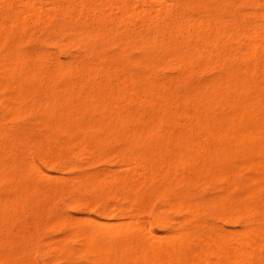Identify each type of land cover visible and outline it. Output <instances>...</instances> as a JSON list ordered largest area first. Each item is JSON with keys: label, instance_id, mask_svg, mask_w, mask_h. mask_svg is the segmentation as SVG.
<instances>
[{"label": "rangeland", "instance_id": "obj_1", "mask_svg": "<svg viewBox=\"0 0 264 264\" xmlns=\"http://www.w3.org/2000/svg\"><path fill=\"white\" fill-rule=\"evenodd\" d=\"M0 76V264H264V0H0Z\"/></svg>", "mask_w": 264, "mask_h": 264}, {"label": "bare ground", "instance_id": "obj_2", "mask_svg": "<svg viewBox=\"0 0 264 264\" xmlns=\"http://www.w3.org/2000/svg\"><path fill=\"white\" fill-rule=\"evenodd\" d=\"M228 24V23H227ZM176 28V27H175ZM212 28V27H211ZM94 30V29H93ZM184 30V29H183ZM5 32V31H4ZM175 33V32H174ZM256 34V33H255ZM96 35V34H95ZM3 36V35H2ZM179 37V36H178ZM261 37V36H260ZM52 41V40H51ZM8 42V41H7ZM256 44V43H255ZM209 45V44H208ZM88 46V45H87ZM179 46V45H178ZM177 46V47H178ZM194 46V45H193ZM176 47V46H175ZM192 49V48H191ZM190 52V51H189ZM196 52H198V51H196ZM205 52V51H204ZM182 53V52H181ZM199 54V53H198ZM180 55V54H179ZM187 55V54H186ZM197 55V54H196ZM211 55V54H210ZM178 56V55H177ZM181 56V55H180ZM220 56V55H219ZM182 58V57H181ZM195 58V57H194ZM210 58H212V57H210ZM183 59V58H182ZM199 59V58H198ZM146 60V59H145ZM180 61H182V60H180ZM10 62V61H9ZM174 62V61H173ZM229 68V67H228ZM228 70V69H227ZM232 71V70H231ZM259 71V70H258ZM225 73V72H224ZM261 74V73H260ZM1 78L3 77V76H0ZM257 77V76H256ZM222 78V77H221ZM5 80V79H4ZM222 80V79H221ZM7 82V81H6ZM5 83V82H4ZM222 84V83H221ZM11 85V84H10ZM229 85V84H228ZM159 86V85H158ZM238 86V85H237ZM236 86V87H237ZM31 87V86H30ZM204 87V86H203ZM219 87V86H218ZM252 87V86H251ZM229 88H231V87H229ZM220 89V88H219ZM28 90V89H27ZM230 90V89H229ZM251 90V89H250ZM234 91V90H233ZM150 92H151V90H150ZM213 92V91H212ZM218 92V91H217ZM21 94V93H20ZM216 94V93H215ZM232 94V93H231ZM181 96V95H180ZM249 96V95H248ZM15 98V97H14ZM226 98V97H225ZM5 99V98H4ZM10 99V98H9ZM119 99H120V97H119ZM239 99V98H238ZM15 100V99H14ZM18 100V99H17ZM16 101V100H15ZM170 102V101H169ZM188 102V101H187ZM225 102V101H224ZM163 103H164V101H163ZM155 104V103H154ZM158 104V103H157ZM166 104V103H165ZM168 104V103H167ZM208 105V104H207ZM227 105V104H226ZM168 107V106H167ZM236 107V106H235ZM171 108V107H170ZM19 110V109H18ZM28 110V109H27ZM10 111V110H9ZM8 111V112H9ZM175 111V110H174ZM244 111H245V109H244ZM11 112V111H10ZM8 114V113H7ZM236 116V115H235ZM200 117V116H199ZM233 117V116H232ZM259 117V116H258ZM148 120V119H147ZM69 121V120H68ZM187 125V124H186ZM232 125H233V123H232ZM77 126V125H76ZM83 126V125H82ZM185 128H186V126H185ZM80 129V128H79ZM97 129V128H96ZM113 129V128H112ZM135 129V128H134ZM253 129V128H252ZM67 130V129H66ZM82 130V129H81ZM94 130V129H93ZM159 130V129H158ZM187 130V129H186ZM259 130V129H258ZM63 131V130H62ZM98 131V130H97ZM117 131V130H116ZM239 132V131H238ZM246 132V131H245ZM83 133V132H82ZM98 133V132H97ZM236 133H237V131H236ZM240 133V132H239ZM243 132H241V134H242ZM250 133H252V132H250ZM39 134V133H38ZM234 134V133H233ZM221 135V134H220ZM155 137V136H154ZM229 137V136H228ZM182 138V137H181ZM232 138H233V136H232ZM239 138V137H238ZM243 138H245V136H243ZM252 138V137H251ZM196 139V138H195ZM202 139V138H201ZM231 139V138H230ZM234 139H236V138H234ZM207 140H209V139H207ZM223 140V139H222ZM121 141V140H120ZM195 141V140H194ZM199 141V140H198ZM202 141V140H201ZM205 141V140H204ZM210 141V140H209ZM236 141H238V140H236ZM244 141V140H243ZM78 142V141H77ZM137 142V141H136ZM164 142V141H163ZM186 142V141H185ZM197 142V141H196ZM195 142V143H196ZM80 143V142H79ZM195 143H194V145H195ZM207 143V142H206ZM237 143V142H236ZM74 144V143H73ZM81 144V143H80ZM158 144V143H157ZM203 144V143H202ZM238 144V143H237ZM248 144H249V142H248ZM75 145V144H74ZM229 145H231V144H229ZM233 145V144H232ZM79 146V145H78ZM149 146V145H148ZM193 146V145H192ZM196 147H198V145H195ZM207 146V145H206ZM243 146V145H242ZM245 146V145H244ZM89 147H91V146H89ZM200 147V146H199ZM209 147V146H208ZM189 148V147H188ZM211 148V147H210ZM233 148V147H232ZM246 148V147H245ZM156 149V148H155ZM252 149V148H251ZM251 149H250V151H251ZM196 150V149H195ZM204 150V149H203ZM203 150H201V151H203ZM161 151V150H160ZM165 151V150H164ZM170 151V150H169ZM168 151V152H169ZM191 151V150H190ZM158 152V151H157ZM156 152V153H157ZM188 151H186L185 150V153L186 154H188L187 153ZM215 152V151H214ZM245 152V151H244ZM161 153V152H160ZM170 153H172V152H170ZM218 153V152H217ZM253 153V152H252ZM201 154V153H200ZM156 155H158V154H156ZM185 155V154H184ZM253 155V154H252ZM183 156V155H182ZM186 156H189V155H186ZM193 156V155H192ZM200 156V155H199ZM214 156V155H213ZM212 156V157H213ZM225 156V155H224ZM175 157V156H174ZM191 158V157H190ZM142 159V158H141ZM164 159V158H163ZM176 159V158H175ZM185 160L187 159L186 157L184 158ZM209 159V158H208ZM143 160V159H142ZM219 160V159H218ZM158 161H159V159H158ZM173 161H175V160H173ZM248 161V160H247ZM257 161V160H256ZM141 162V161H140ZM187 162V161H186ZM188 162H189V158H188ZM258 162V161H257ZM178 163V162H177ZM228 163V162H227ZM247 163V162H246ZM261 163V162H260ZM142 164V163H141ZM171 164V163H170ZM173 164V163H172ZM186 164V163H185ZM252 164V163H251ZM168 165V168H171V169H173L172 167H169V164H167ZM175 165V164H174ZM187 165V164H186ZM239 165V164H238ZM244 165V164H243ZM248 164H246V166H247ZM162 166V165H161ZM171 166V165H170ZM177 166V165H176ZM214 166V165H213ZM253 166V165H252ZM257 166V165H256ZM263 166V165H262ZM157 167V166H156ZM180 167V166H179ZM179 167H178V169H179ZM195 168H196V166H194ZM245 167V166H244ZM200 168V167H199ZM214 168H215V166H214ZM246 168V167H245ZM155 169H157V168H155ZM162 169V168H161ZM177 169V168H176ZM203 169V168H202ZM201 169V170H202ZM257 169V168H256ZM261 169V168H260ZM170 170V169H169ZM259 170V169H258ZM207 171V170H206ZM202 172V171H201ZM228 172V171H227ZM156 173V172H155ZM179 173V172H178ZM260 173V172H259ZM207 174H209L208 172H207ZM201 175V174H200ZM258 176V175H257ZM195 177V176H194ZM158 179V178H157ZM178 180V179H177ZM117 181V180H116ZM183 181H184V179H183ZM207 181V180H206ZM105 184V183H104ZM119 184V183H118ZM126 184V183H125ZM227 184V183H226ZM112 187V186H111ZM96 188V187H95ZM106 188V187H105ZM103 191V190H102ZM11 200V199H10ZM169 200V199H168ZM169 204V203H168ZM173 204V203H172ZM194 205V204H193ZM169 206V205H168ZM188 206L190 207V205L188 204ZM176 207V206H175ZM195 208V207H194ZM246 209V208H245ZM189 209H186V211H188ZM192 210H194V209H192ZM248 210H251V209H248ZM189 212V211H188ZM190 212H191V210H190ZM193 213V212H192ZM194 214V213H193ZM195 214H196V212H195ZM115 215V214H114ZM253 215V214H252ZM156 216V215H155ZM160 217V216H159ZM157 219V218H156ZM163 219V218H162ZM161 219V221L160 222H162L163 220ZM135 220V219H134ZM165 221V220H164ZM135 222V221H134ZM158 222V221H157ZM159 223V222H158ZM262 223V222H261ZM5 224V223H4ZM129 224V223H128ZM135 224V223H134ZM160 224V223H159ZM162 225V224H161ZM74 226V225H73ZM128 226V225H127ZM126 225H125V227H127ZM130 229H132V226H131V228ZM135 229V228H134ZM141 229V228H140ZM260 229V228H259ZM128 230V229H127ZM258 231H261V230H258ZM149 232V231H148ZM89 232H87V234H88ZM113 233V232H112ZM149 233H151V232H149ZM117 234H118V232H117ZM241 234V233H240ZM262 234V233H261ZM111 235V234H110ZM253 235V234H252ZM263 235V234H262ZM112 236H113V234H112ZM173 236V235H172ZM90 237V236H89ZM257 237V236H256ZM259 237V236H258ZM257 237V238H258ZM264 237V236H263ZM82 238V237H81ZM84 238V237H83ZM87 237H85V239H86ZM224 238V237H223ZM226 239V238H225ZM230 239V238H229ZM241 239V238H240ZM253 239H255V238H253ZM91 240V239H90ZM89 240V241H90ZM227 240V239H226ZM231 240V239H230ZM242 240V239H241ZM122 241V240H121ZM127 241V240H126ZM201 241V240H200ZM240 241V240H239ZM253 241V240H252ZM91 242V241H90ZM204 242V241H203ZM208 242V245H209V241H207ZM212 242V241H211ZM228 242V241H227ZM92 243V242H91ZM125 243V242H124ZM142 243V242H141ZM144 243V242H143ZM112 244H113V242H112ZM200 244H206V243H201L200 242ZM213 244V243H212ZM215 244V243H214ZM241 245H242V243H241ZM104 246V245H103ZM120 246V245H119ZM131 246L132 245H130L129 247V250L130 249H132L131 248ZM210 246V245H209ZM245 246V243H244V245H243V247ZM247 246V245H246ZM93 247V246H92ZM114 247V246H113ZM124 247V246H123ZM145 247V246H144ZM208 247V246H207ZM206 247V248H207ZM242 247V248H243ZM91 248V247H90ZM94 248V247H93ZM92 248V249H93ZM141 248V247H140ZM91 249V252H92V254H94V249L92 250ZM124 249H126V247L124 248ZM142 249H144V248H142ZM156 249V248H155ZM162 249V248H161ZM210 249H212V248H210ZM214 249V248H213ZM212 249V250H213ZM233 249V248H232ZM245 249H247V248H245ZM244 249V250H245ZM149 250V249H148ZM200 250H202L201 249V247H200ZM117 251V250H116ZM125 251V250H124ZM124 251H122V253L124 254V256H125V253H124ZM135 252H136V250H134ZM137 251H139V249L137 250ZM142 251H144V250H142ZM175 251V250H174ZM203 251V250H202ZM205 251V250H204ZM209 251V250H208ZM95 252H97V251H95ZM141 252V251H140ZM240 252V251H239ZM139 253V252H138ZM165 253V252H164ZM170 253V252H169ZM196 253H198V252H196ZM196 253H195V258H196ZM238 253V252H237ZM245 253V252H244ZM98 254V253H97ZM172 254V253H171ZM180 254V253H179ZM205 252H204V256H205ZM246 254H247V252H246ZM90 255H91V253H90ZM120 255V254H119ZM130 255V254H129ZM176 255V254H175ZM199 255V257H200V254H198ZM102 256V255H101ZM120 256H122V255H120ZM139 256V255H138ZM137 256V257H138ZM142 256V255H141ZM140 256V257H141ZM145 256V255H144ZM155 256V255H154ZM177 257L179 256V255H176ZM208 256V255H207ZM123 257V256H122ZM121 257V258H122ZM129 257V256H128ZM139 257V258H140ZM167 257H169V256H167ZM171 257V256H170ZM198 257V256H197ZM233 257V256H232ZM239 257H241V256H239ZM120 258V257H119ZM125 258H126V256H125ZM134 258H136V256L134 257ZM205 258V257H204ZM234 258V257H233ZM130 259V258H129ZM131 259H133V258H131ZM141 259V258H140ZM148 259V258H147ZM171 259V258H170ZM170 259H168V260H170ZM173 259V258H172ZM175 259H177V258H175ZM180 259H182L181 257H180ZM199 259V258H198ZM208 259V258H207ZM232 259V258H231ZM241 259V258H240ZM239 259V260H240ZM123 260V259H122ZM125 260V259H124ZM142 260H143V257H142ZM150 260V259H149ZM155 260V259H154ZM184 260V257H183V259H182V261ZM189 260V259H188ZM203 260V259H202ZM205 260V259H204ZM203 260V261H204ZM119 261H120V259H119ZM126 261H127V259H126ZM130 261V260H129ZM173 260H171V262H172ZM176 261V260H175ZM177 261H178V259H177ZM180 261V260H179ZM224 261V260H223ZM153 262V261H152ZM171 262H169L170 264H171ZM231 262V261H230ZM129 263V262H128ZM187 263V262H186ZM193 263V262H192ZM198 263V262H197ZM235 263V262H234ZM242 263V262H241ZM125 264V263H124ZM150 264V263H149ZM178 264V263H177ZM199 264H201L200 262H199ZM235 264H237V263H235Z\"/></svg>", "mask_w": 264, "mask_h": 264}]
</instances>
